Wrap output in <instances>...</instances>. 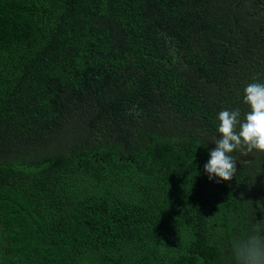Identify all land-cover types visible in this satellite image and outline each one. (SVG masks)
I'll use <instances>...</instances> for the list:
<instances>
[{"label":"trees","instance_id":"1","mask_svg":"<svg viewBox=\"0 0 264 264\" xmlns=\"http://www.w3.org/2000/svg\"><path fill=\"white\" fill-rule=\"evenodd\" d=\"M254 1L0 0V264H235L264 153L204 164L264 83Z\"/></svg>","mask_w":264,"mask_h":264},{"label":"clouds","instance_id":"2","mask_svg":"<svg viewBox=\"0 0 264 264\" xmlns=\"http://www.w3.org/2000/svg\"><path fill=\"white\" fill-rule=\"evenodd\" d=\"M243 100L249 107L243 119L239 109H224L218 114L219 135L212 139L215 148L204 164L210 180L216 177L219 178L217 182L230 181L236 175L237 158L231 155L234 151H239L241 155L253 150L264 153V83H249L244 89ZM262 233L254 231L233 241L235 264H264Z\"/></svg>","mask_w":264,"mask_h":264},{"label":"flooded vegetation","instance_id":"3","mask_svg":"<svg viewBox=\"0 0 264 264\" xmlns=\"http://www.w3.org/2000/svg\"><path fill=\"white\" fill-rule=\"evenodd\" d=\"M255 6V12H252V19H250V24H255L256 27H260L264 25V0H255L254 1ZM245 5H247L245 3ZM262 42L259 40V51H261V45Z\"/></svg>","mask_w":264,"mask_h":264}]
</instances>
